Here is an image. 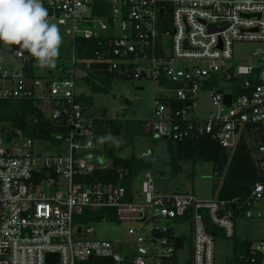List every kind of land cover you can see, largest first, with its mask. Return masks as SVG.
<instances>
[{
    "label": "built area",
    "instance_id": "obj_1",
    "mask_svg": "<svg viewBox=\"0 0 264 264\" xmlns=\"http://www.w3.org/2000/svg\"><path fill=\"white\" fill-rule=\"evenodd\" d=\"M42 2L52 16L74 25L70 45L62 44L72 66L60 68V76L30 79L25 73L30 56L19 49L18 67H0V99L47 100L52 119L67 128L55 145L67 144L68 152L43 155L35 146L52 141L0 132V264H48L49 254L59 255L55 264L93 258L112 264H216L219 231L234 239L235 213L247 215L255 202L264 203V0ZM81 38L98 41L95 59L117 79L153 83L151 114L145 120L155 139L212 135L234 152L244 137L261 178L246 203L164 193L152 170L142 173L139 189V176L133 180L131 191L123 182L128 171L121 168L115 182H78L97 169L113 168L111 158L95 161L93 131L77 99ZM238 42L259 45L242 65L234 59ZM206 89L216 90L214 110L201 119L195 101ZM176 101L187 104L176 107ZM103 210H114L115 221L87 218ZM100 223L127 224L128 239L92 238ZM245 242L250 246L234 253L228 264H264V239H236L235 245Z\"/></svg>",
    "mask_w": 264,
    "mask_h": 264
},
{
    "label": "trees",
    "instance_id": "obj_2",
    "mask_svg": "<svg viewBox=\"0 0 264 264\" xmlns=\"http://www.w3.org/2000/svg\"><path fill=\"white\" fill-rule=\"evenodd\" d=\"M100 13L97 11V14ZM49 17L52 14L49 13ZM99 49L98 41L95 39L81 38L77 42V54L82 62L78 65L86 72L81 80L92 93H110L117 76L109 71V66L95 59V51ZM28 54V53H27ZM29 55V54H28ZM69 51L61 45L60 56H69ZM30 56V55H29ZM85 60H88L86 62ZM36 71V61L30 56L25 63V73L28 78L35 79L38 76ZM50 71L46 79H50ZM79 85V81H78ZM80 86V85H79ZM78 101L84 105L83 113L88 119L87 125L93 130L95 135H124L133 144L137 136H150L152 132L147 126L145 119L134 118H111L104 110L102 116L98 117L93 111V96L86 93H79ZM127 103L131 104L129 100ZM187 103L175 102L176 107H182ZM0 132L7 136H13L21 132L23 136L34 140L44 139L52 141L54 144L60 143L56 136L66 134L67 128L54 121L50 115H46L42 109L40 101L33 99H0ZM168 141V153L172 176L175 177L182 170V164L199 162H212L217 182L214 190L217 197L224 200H237L246 203L251 195L252 188L260 181L259 170L256 167L251 147L247 144L244 137L241 138L237 148L231 152L224 148L219 140L212 135L193 137L184 141ZM96 158L106 157L113 160L112 169H97L91 175L78 179V182H115L119 173L117 168L128 171V176L123 180L128 191L132 190V183L144 171L154 172V161L150 158H141L132 153L129 157L125 156L123 149H117L105 145L102 149L95 151ZM155 174V173H154ZM240 216V212L235 213V218ZM87 218H95L97 221H115L114 210H103L87 214ZM250 242L237 243L235 254L247 249ZM79 264H112L109 259L93 258Z\"/></svg>",
    "mask_w": 264,
    "mask_h": 264
},
{
    "label": "rangeland",
    "instance_id": "obj_3",
    "mask_svg": "<svg viewBox=\"0 0 264 264\" xmlns=\"http://www.w3.org/2000/svg\"><path fill=\"white\" fill-rule=\"evenodd\" d=\"M49 18L51 22L59 26L63 37L62 44L66 46L70 45L74 29L73 23L57 16ZM258 46V44L249 42L236 43L234 45L235 62L239 65L245 64V60L252 56V53ZM19 49V46L16 45L9 46L3 44L0 50V58L3 62L0 64V67L11 68L13 64L18 67L21 62L17 60L15 56ZM71 66V57L65 56L57 59L55 68L42 69L38 67L36 63L35 73L41 80H46V75L49 71H52L55 76H60L63 75L60 68ZM84 76H86V72L82 70L80 73L78 93H86L87 95L93 96V111H95L98 117L102 116L104 110L107 111V116L111 118L145 119L151 114L152 97L154 94L153 83L151 81H132L118 78L114 81L110 93L94 94L81 80ZM225 89L231 90L229 85H226ZM215 92V89H206L197 95V100L195 101L196 117L206 119L214 110L212 94ZM126 99L129 100L131 104L127 103ZM42 109L46 115L52 113L50 104L47 100L42 103ZM89 136L94 142L97 150L108 145L117 149H123L126 157H129L132 153L139 156L145 152L149 153L154 161L156 183L158 188L164 193H192L199 200H210L217 197V192L214 190L217 178L212 162L203 161L196 165L192 163L182 164L181 172L175 177L172 176V167L170 165V156L168 153L169 140L155 139L152 135L137 136L134 143L131 144L124 135H95L91 132ZM35 151L43 155L67 154L68 145H53L50 143L37 144L35 146ZM143 180L144 174H141L136 180V187L138 189ZM247 211V215L240 213V216L235 218L236 235L234 239L224 237V233L219 231L220 236L216 240V264H228L229 258L235 253L234 245L236 239L250 241L264 239V203L255 202ZM126 228L127 224L100 223L96 225V234L91 237L112 240L118 243L120 239H128ZM180 229L189 232L188 226H182Z\"/></svg>",
    "mask_w": 264,
    "mask_h": 264
},
{
    "label": "clouds",
    "instance_id": "obj_4",
    "mask_svg": "<svg viewBox=\"0 0 264 264\" xmlns=\"http://www.w3.org/2000/svg\"><path fill=\"white\" fill-rule=\"evenodd\" d=\"M63 37L42 0H0V43L26 51L40 68H55Z\"/></svg>",
    "mask_w": 264,
    "mask_h": 264
},
{
    "label": "water",
    "instance_id": "obj_5",
    "mask_svg": "<svg viewBox=\"0 0 264 264\" xmlns=\"http://www.w3.org/2000/svg\"><path fill=\"white\" fill-rule=\"evenodd\" d=\"M50 75H52V72H50ZM231 98L232 96L230 94L225 96V101L228 105L231 104ZM167 140V138H164ZM48 264H55L56 261L59 260V255L58 254H49L48 257Z\"/></svg>",
    "mask_w": 264,
    "mask_h": 264
},
{
    "label": "crops",
    "instance_id": "obj_6",
    "mask_svg": "<svg viewBox=\"0 0 264 264\" xmlns=\"http://www.w3.org/2000/svg\"><path fill=\"white\" fill-rule=\"evenodd\" d=\"M50 72H52V71H50ZM53 73V72H52ZM146 119V118H145Z\"/></svg>",
    "mask_w": 264,
    "mask_h": 264
}]
</instances>
